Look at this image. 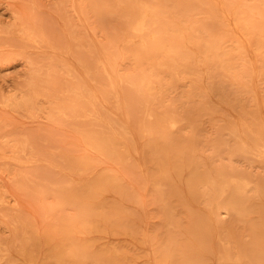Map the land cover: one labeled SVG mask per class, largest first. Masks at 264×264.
I'll return each mask as SVG.
<instances>
[{
    "label": "bare ground",
    "instance_id": "obj_1",
    "mask_svg": "<svg viewBox=\"0 0 264 264\" xmlns=\"http://www.w3.org/2000/svg\"><path fill=\"white\" fill-rule=\"evenodd\" d=\"M72 11L78 21L67 22L71 27L68 52L77 57L78 64L64 66L72 72L73 84L62 85L53 59L46 67L30 61L33 66L27 84L20 94L7 97L6 103L32 115L43 112L55 123L63 120L85 124L88 127L80 135L84 147L106 157L118 155L125 165L132 155L138 156L139 166L158 189L168 186L192 217L186 226L190 239L180 248L170 242L160 251L170 261L179 258L183 264H194L214 250L222 264H264L262 176L240 171L233 165H215L200 152L202 140L196 124L201 118H196L194 112L184 116L160 112L155 106L162 99L155 89L165 91L184 81L177 62L181 55L177 46L186 37L199 49L195 60L187 57L188 72L194 76L196 87H200L198 72L206 70L211 75L205 88L207 94L221 87L216 81L218 74L228 76L231 85L247 89L248 84L238 80L235 64L239 56L251 49L254 57L264 63V0H73ZM111 15L119 20L118 30L114 34L104 32L99 38L98 26L91 19ZM221 26L228 29V36L213 29L222 30ZM14 33L26 42H47L40 28L31 27L22 16ZM229 41L234 44L232 49L226 47ZM173 48L176 50L171 54ZM125 58L139 69L124 71ZM255 66L253 60V77L263 78L264 65L258 70ZM184 69L187 70L186 65ZM162 73L170 75L167 84L158 79ZM82 79L87 82H80ZM92 79L96 83L92 85L94 90L90 89ZM111 95L116 105L130 109L127 118L133 132L128 134L125 124L117 129L113 126L105 111ZM138 110L142 117L137 122ZM136 136L144 141L137 145ZM211 141L219 153L228 151L252 161H264V121L256 114L240 116L237 123L230 122ZM180 184L186 194L183 198L177 190ZM97 188L96 184L89 187L88 197L98 194ZM196 204L205 205L204 214L197 215L188 208ZM169 210L170 207L165 208L167 216ZM254 213L261 216L257 224L248 220ZM223 215L251 223L246 227L248 232L239 237ZM14 232L10 242V237H0V264H14L13 255L26 251Z\"/></svg>",
    "mask_w": 264,
    "mask_h": 264
},
{
    "label": "rangeland",
    "instance_id": "obj_2",
    "mask_svg": "<svg viewBox=\"0 0 264 264\" xmlns=\"http://www.w3.org/2000/svg\"><path fill=\"white\" fill-rule=\"evenodd\" d=\"M72 2L0 0V198L4 202L0 204V237H10V242L15 231L23 242L26 251L13 255L14 264H183L179 258L170 261L161 250L170 242L180 248L190 239L186 226L192 217L168 186L158 189L139 166L138 156L132 155L125 165L118 155L106 157L84 147L80 135L88 127L85 124L63 120L55 123L43 112L32 115L6 103L7 97L20 94L27 84L33 66L30 61L46 67L53 59L58 64L62 85L73 84L75 78L64 66V63L71 67L78 64L77 57L68 52L71 29L68 23L78 21ZM20 16L31 27L38 26L47 42H26L15 34ZM91 21L98 26L99 38H103L104 32L114 34L119 28L115 15ZM213 29L226 36L230 34L225 27ZM225 44L230 49L234 46L231 41ZM177 47L181 51L177 62L184 81L165 91L155 89L156 95L162 94L156 108L179 116L194 112L196 118H201L196 126L202 140L200 152L205 158L210 157L217 166L233 165L264 179V161H252L228 151L219 153L211 141L242 115L256 114L264 121V77H253L251 72L253 60L257 70L264 63L254 57L251 49L239 56L235 64L238 80L243 79L248 88L231 85L228 76L218 74L219 92L207 94L205 88L211 75L200 70V87H196L194 76L188 72L187 57L193 60L198 57L197 44L186 37ZM122 61L127 73L139 69L129 58ZM158 79L167 84L170 75L162 73ZM89 81L90 89L94 90L95 81ZM80 82L85 84L87 80ZM105 107L116 129L125 124L128 134L134 131L127 118L129 108L116 105L113 96ZM141 117L138 110L136 121ZM135 138L137 145L144 141L140 136ZM94 184L98 194L88 197L86 191ZM182 187L180 184L177 189L181 198L186 196ZM168 207L169 216L165 212ZM188 208L201 215L205 205ZM251 217L248 220L252 223L260 222L258 213ZM223 218L239 237L248 232L246 227L251 223H241L231 215ZM194 264L222 263L219 255L209 250Z\"/></svg>",
    "mask_w": 264,
    "mask_h": 264
}]
</instances>
